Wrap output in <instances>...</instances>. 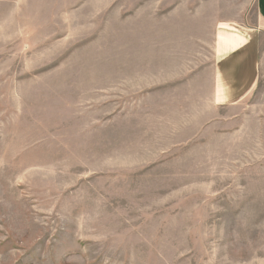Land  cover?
I'll use <instances>...</instances> for the list:
<instances>
[{
    "label": "rangeland",
    "instance_id": "obj_1",
    "mask_svg": "<svg viewBox=\"0 0 264 264\" xmlns=\"http://www.w3.org/2000/svg\"><path fill=\"white\" fill-rule=\"evenodd\" d=\"M14 1L32 20L0 0V264H264V182L181 87L213 39L140 48L158 0Z\"/></svg>",
    "mask_w": 264,
    "mask_h": 264
},
{
    "label": "crops",
    "instance_id": "obj_2",
    "mask_svg": "<svg viewBox=\"0 0 264 264\" xmlns=\"http://www.w3.org/2000/svg\"><path fill=\"white\" fill-rule=\"evenodd\" d=\"M158 1L161 4L155 5L154 14L140 12L143 26L138 34L128 38L137 39L140 48L152 47L151 44L156 53L160 49V54L164 47H183L190 39L199 48L201 43L213 39L214 58L209 69L197 71L192 81L181 87L187 97L194 98L192 101L224 110L225 114L219 118L228 119L224 122L226 129L212 131L210 148L218 146L217 150H222L228 141L238 142V168L244 169L238 171V181L264 182V175H259V168L264 169V96L254 94L264 86V0H169L164 4L165 0ZM61 5L64 6L63 1ZM166 5L170 11L164 19L158 7ZM18 6L14 0L4 6L10 8L8 20L19 17L20 22L31 21L22 18L24 10L18 13ZM3 10L0 4V20ZM31 10L33 14V7ZM183 24L186 28V24L205 28L200 33L201 30L191 32L183 29ZM183 39L188 42H179Z\"/></svg>",
    "mask_w": 264,
    "mask_h": 264
}]
</instances>
